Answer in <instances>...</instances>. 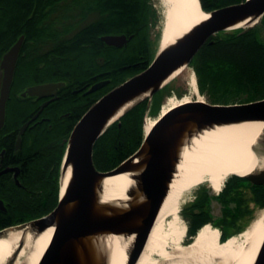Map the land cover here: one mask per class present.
Segmentation results:
<instances>
[{"label":"water","instance_id":"obj_1","mask_svg":"<svg viewBox=\"0 0 264 264\" xmlns=\"http://www.w3.org/2000/svg\"><path fill=\"white\" fill-rule=\"evenodd\" d=\"M199 7L202 9L200 0ZM204 11L208 15L205 19L185 31L173 43L165 47L160 44L143 71L104 93L78 118L69 136L64 139L66 147L60 163L57 204L43 217L0 229V238L8 229L20 231L18 245L4 264H15L25 246L27 234L37 235L49 227L53 232L37 264H110V236L132 237L125 249L124 264H135L169 194L184 148L193 137L223 125L253 121L264 124V97L231 104L209 103L203 99L188 100L158 116L155 124L145 132L144 141L136 152L117 167L101 171L93 164L95 141L107 128L116 121L120 125L119 119L136 104L146 98L150 101L157 91L177 76H173L176 70L190 64L210 36L238 30L243 33L257 25L264 15V0H243ZM101 40L109 46L122 47L128 38L125 34H111L101 36ZM23 42L24 35L21 34L0 59V126L5 119L6 101ZM108 82H95L85 93H92ZM62 84V81H49L30 85L22 96H48ZM27 125L26 122L20 127L17 147L21 141L20 134ZM252 151L259 159L264 157V126ZM68 170L69 177L63 189L62 183ZM255 170L243 177L255 184H263L264 168L256 173ZM118 173H129L132 180L125 191L127 197L116 201L103 200V180ZM0 209L5 210L2 200ZM261 241L252 264H264V236Z\"/></svg>","mask_w":264,"mask_h":264},{"label":"trees","instance_id":"obj_2","mask_svg":"<svg viewBox=\"0 0 264 264\" xmlns=\"http://www.w3.org/2000/svg\"><path fill=\"white\" fill-rule=\"evenodd\" d=\"M240 1L243 0H200L204 10ZM152 6L148 0H0V59L17 38L24 35L6 106L5 132L11 128L9 123L26 114L29 105L24 103L20 92L29 85L63 81L65 85L60 91L69 92L72 88L85 89L97 81L109 80L102 88L85 96L61 95L54 103L57 109L79 107L72 111L69 121L53 124L51 128L44 123L40 132L32 134L30 148L27 137L21 143L18 155L23 156V167L44 157L45 147H55L58 180L54 182L51 206L59 199L60 163L66 147L65 143L59 144L62 138L69 136L75 121L96 99L143 71L154 58L150 30L158 16ZM91 15L94 18L86 22ZM82 20L85 23L77 26ZM261 24H264V15L249 31L218 33L214 42L202 45L190 61L198 89L208 96L209 103L263 99L264 38L258 32ZM158 29L156 41L160 36ZM111 34H125L128 40L122 47L109 46L101 36ZM167 92L176 95L166 84L152 96L150 106L154 103V113L159 109L162 94ZM148 102L146 98L136 104L119 119L120 125L116 121L95 141L92 153L97 169L106 171L117 167L136 152L144 138V116L152 109ZM7 146L6 155L12 150L11 144ZM13 196L20 198L17 193ZM24 212H0V229L17 216H30V212Z\"/></svg>","mask_w":264,"mask_h":264},{"label":"bare ground","instance_id":"obj_3","mask_svg":"<svg viewBox=\"0 0 264 264\" xmlns=\"http://www.w3.org/2000/svg\"><path fill=\"white\" fill-rule=\"evenodd\" d=\"M158 1L162 11L158 43L162 47L173 43L177 37L208 16L200 9L199 0ZM185 69L184 67L176 70L173 76ZM186 83L190 92L196 94L198 84L193 70L187 73ZM197 99L203 98L199 95ZM188 100H192L189 95L180 98L169 96L161 105L157 116L145 118V132L155 124L158 116ZM263 126L264 124L259 121L223 125L202 131L193 137L190 144L184 148L169 194L163 201L145 247L135 264H252L264 236V209L258 212L251 224L242 232V240L229 236L221 241L219 230L206 223L196 232L193 240L187 243L184 242L186 223L182 221L179 212L185 193L193 187L206 181L213 190L219 191L230 175L245 176L259 166L264 168V157L259 159L252 151V146ZM68 177L69 170L62 183L63 189ZM131 182L129 173L107 176L102 182V199L105 201L125 199L127 197L125 191ZM52 232L53 229L49 227L37 235L27 234L25 246L16 258L15 264H22L19 261L21 256L25 257L23 264H37L50 241ZM19 237L20 231L8 229L0 238V264H4V261L13 254ZM131 240L132 237L110 236V264L125 263V249Z\"/></svg>","mask_w":264,"mask_h":264},{"label":"flooded vegetation","instance_id":"obj_4","mask_svg":"<svg viewBox=\"0 0 264 264\" xmlns=\"http://www.w3.org/2000/svg\"><path fill=\"white\" fill-rule=\"evenodd\" d=\"M217 34L210 36L206 43L208 40H213ZM64 85L63 82L60 88L52 91L48 96L38 97L29 94L22 96L23 91H21L20 95L25 98L24 103L29 105L25 110L26 116L23 115L19 118L20 120L14 119L9 123L11 127L9 131L5 132L3 130L6 120L5 115L4 122L0 126V200H2L5 207V210L0 209V212L6 214H13L16 210L30 212V216L26 214L17 216L3 227L23 224L43 217L51 212L56 205L51 206V203L54 202V182L58 180L55 147L51 146L48 149V146H44L46 149L42 152H45V156L32 160L29 166L26 167L22 166L23 156L18 154L24 138L27 137L29 140L27 145L30 148L32 134L40 132L44 123H48L47 128H51L53 124L58 125L65 120L69 121L72 111L79 108L73 106L70 109H57L54 103L61 95L64 97L68 93L69 95L79 96L90 94L85 93L90 86L85 89L72 88L69 92H65V89L60 91L64 88ZM150 105H152V101ZM26 122L28 125L20 134L21 141L19 147H17L20 127ZM65 138L67 137L62 138L59 144L63 145ZM9 144H11L12 150L10 154L6 155L7 145ZM42 152L38 150L37 153L42 155ZM262 169L263 167L259 166L256 168L255 173L260 172ZM193 191L192 198L185 201L180 212V217L186 223L185 243L190 242L196 232L206 223L219 230V240L221 241L226 240L229 236L241 235L258 215V212L264 209V183L255 184L249 178L237 174L227 177L219 191L213 190L209 183L197 186ZM15 193L20 198H15L13 196ZM21 205L23 208H21ZM34 212L38 214H34Z\"/></svg>","mask_w":264,"mask_h":264},{"label":"rangeland","instance_id":"obj_5","mask_svg":"<svg viewBox=\"0 0 264 264\" xmlns=\"http://www.w3.org/2000/svg\"><path fill=\"white\" fill-rule=\"evenodd\" d=\"M148 1H150V4L153 5L152 7L155 9V12L157 13V16H158L157 23L155 25H153V27H151V30H150L151 37H152L151 39L154 42L153 44H154V53H155L156 50H157V47H158V43H157L158 42V37H157V41H156V35L155 34H156V31L159 28V26L162 24L160 22V19L162 18V11H161L160 4H159L158 0H148ZM93 18H94V15H91L85 21L87 22V21H89V19H93ZM83 23H85L83 20L79 21V24L77 26L82 25ZM258 28H259L258 32H259L260 37L264 38V24L259 25ZM190 71H192V67L191 66H187V68L182 73L176 74L177 75L176 77L172 78L170 81L167 82L168 86L172 89V91H174L176 93V95H174L173 92L163 93L162 97H161V99L159 101V106H158L159 107V109H158L159 111L161 109L160 108L161 105L164 104L167 101L169 96H174L175 98H178V97L180 98V97H184V96H188L189 95L192 100H195L200 95L203 98V100L209 102L208 96L206 94L201 93L199 91V89H198L196 94H193V93L190 92L189 85H187V83H186L187 82V73L190 72ZM1 76H2V72L0 71V78H1ZM149 106H150V103H149ZM152 107L155 108L154 105L150 106V108H152ZM153 108L147 110V112H146V114L144 116V120L147 117L154 118L155 116H157V114H159L158 110H157V113H154L153 112V110H154ZM204 183H208V182L205 181V182H203V184ZM201 185L202 184H200L198 186H201ZM194 188L195 187H193L192 189L188 190L185 193V195L183 197L184 202L181 205L180 212H181V209L183 208V205H184L185 201H187L188 199L192 198L193 193H194V191H193ZM235 237L236 238L238 237L239 240L240 239L242 240L240 234L235 235ZM191 240H193V239H191ZM24 260H25L24 256H21L20 259H19L20 263H22V264H23Z\"/></svg>","mask_w":264,"mask_h":264}]
</instances>
